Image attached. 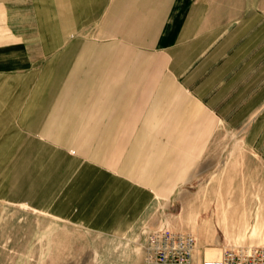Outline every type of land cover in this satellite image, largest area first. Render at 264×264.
Listing matches in <instances>:
<instances>
[{
	"label": "crops",
	"instance_id": "crops-1",
	"mask_svg": "<svg viewBox=\"0 0 264 264\" xmlns=\"http://www.w3.org/2000/svg\"><path fill=\"white\" fill-rule=\"evenodd\" d=\"M0 0V201L125 237L215 134L264 161V8L247 0Z\"/></svg>",
	"mask_w": 264,
	"mask_h": 264
},
{
	"label": "rangeland",
	"instance_id": "rangeland-1",
	"mask_svg": "<svg viewBox=\"0 0 264 264\" xmlns=\"http://www.w3.org/2000/svg\"><path fill=\"white\" fill-rule=\"evenodd\" d=\"M247 1L264 8V0ZM9 2L32 32L30 0ZM162 229L194 235L200 259L224 248H264V161L241 133L220 129L194 177L155 200L122 238L0 201V264H144L148 235Z\"/></svg>",
	"mask_w": 264,
	"mask_h": 264
},
{
	"label": "built area",
	"instance_id": "built-area-1",
	"mask_svg": "<svg viewBox=\"0 0 264 264\" xmlns=\"http://www.w3.org/2000/svg\"><path fill=\"white\" fill-rule=\"evenodd\" d=\"M144 264H264V248H224L218 257L200 259L196 237L172 230H155L147 238Z\"/></svg>",
	"mask_w": 264,
	"mask_h": 264
}]
</instances>
